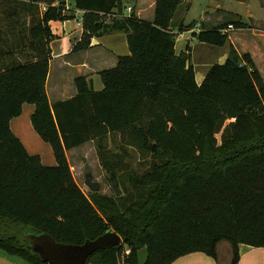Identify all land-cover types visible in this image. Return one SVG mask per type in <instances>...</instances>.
Wrapping results in <instances>:
<instances>
[{"label": "trees", "instance_id": "trees-1", "mask_svg": "<svg viewBox=\"0 0 264 264\" xmlns=\"http://www.w3.org/2000/svg\"><path fill=\"white\" fill-rule=\"evenodd\" d=\"M69 4L84 12L76 52L87 50L94 37L124 33L130 55L99 74L103 90L80 77L77 95L51 106L46 83L56 37L50 24L74 18ZM181 5L156 0L149 22L126 16L124 0H3L0 251L49 264L27 235L84 245L108 231L122 243L96 252L87 264H138L143 248L147 264H173L196 253L220 264L224 244L230 264H238L241 245L264 248V79L225 32L249 26L235 16L192 33L200 44L229 47L225 63L212 65L198 84L190 46L176 52L174 28L193 31L199 24L174 21ZM25 104L35 107L31 123L52 148L54 167L30 155L10 128ZM118 135L126 155L129 148L151 158L148 171L118 173L122 158L108 149ZM90 142L113 195L88 196L75 181L67 153Z\"/></svg>", "mask_w": 264, "mask_h": 264}, {"label": "crops", "instance_id": "crops-1", "mask_svg": "<svg viewBox=\"0 0 264 264\" xmlns=\"http://www.w3.org/2000/svg\"><path fill=\"white\" fill-rule=\"evenodd\" d=\"M124 4L126 7L124 14L126 16L134 14L141 20L149 22L154 20L156 0H124ZM68 7L71 11H74V18L72 20L52 22L50 24L52 33L56 37L50 44L52 59L46 83V92L51 106L74 98L77 95L75 80L80 77L86 78L92 84L95 91L103 90V83L100 86H95L97 84L96 79L101 78L99 74L115 68L119 57L130 55L127 35L124 33H110L102 37H94L87 50L76 52L75 47L82 41L84 34V12L74 10L71 4ZM217 9L221 10L218 7ZM229 31L226 30V33ZM191 32L193 33L194 30ZM196 32H200V29ZM190 48L192 49L191 46ZM247 53H251L253 58V52L248 49ZM34 111L35 107L33 105L25 104L21 116L11 120L10 128L30 155L39 156L45 166H55L57 162L52 148L38 136L32 126L31 116ZM87 145L88 143L67 153L70 166L69 154ZM39 151L44 153L45 158H43V155ZM44 161L47 162L45 163ZM239 252L240 261L238 264H264V248H252L241 245ZM230 262L231 250L228 245L224 244L220 247V264H230ZM0 264L28 263L18 257L9 256L0 251ZM173 264L218 263L202 253H196L179 258Z\"/></svg>", "mask_w": 264, "mask_h": 264}, {"label": "rangeland", "instance_id": "rangeland-1", "mask_svg": "<svg viewBox=\"0 0 264 264\" xmlns=\"http://www.w3.org/2000/svg\"><path fill=\"white\" fill-rule=\"evenodd\" d=\"M217 7L221 10H218ZM4 9L3 0H0V32L5 31L7 27ZM235 16H240L249 27L240 30L231 29L228 32L230 42L240 54H247L248 49L253 52L255 64L264 78V0H182V5L178 9L174 21L178 24L184 22L185 25L198 22V26L194 29L196 32L202 28L201 24L210 29ZM174 33L176 34V52L178 54L185 51L189 44L192 47V49L190 48L191 64L195 68L198 84L202 83L212 65L225 63L229 47L217 48L200 44L196 39H193L191 31L180 32L178 26L174 28ZM5 38L7 37L2 35L0 40H5ZM250 55L252 54L250 53ZM20 60L23 61L24 58L20 57ZM96 83L95 86H100L101 78L96 79ZM217 137L220 140V135ZM122 146L119 135L108 142V149L111 153L122 158V160H118L124 167L119 169L120 175L129 171L143 174L149 170L151 158L148 155L142 159L135 150L129 148H127L126 155ZM39 152L45 158L44 153ZM69 159L75 181L86 195L89 196L92 193L86 186L88 174H92L93 181L99 183L100 194L113 195L111 185L108 183V175L99 160L93 142L69 154Z\"/></svg>", "mask_w": 264, "mask_h": 264}, {"label": "water", "instance_id": "water-1", "mask_svg": "<svg viewBox=\"0 0 264 264\" xmlns=\"http://www.w3.org/2000/svg\"><path fill=\"white\" fill-rule=\"evenodd\" d=\"M86 186L93 193L100 192V185L93 181L92 174L86 176ZM26 241L33 251L49 264H87L96 252L114 248L122 243L121 237L113 231H108L95 241L86 242L84 245H63L46 234H29ZM148 259V248L137 252L138 264H147Z\"/></svg>", "mask_w": 264, "mask_h": 264}, {"label": "built area", "instance_id": "built-area-1", "mask_svg": "<svg viewBox=\"0 0 264 264\" xmlns=\"http://www.w3.org/2000/svg\"><path fill=\"white\" fill-rule=\"evenodd\" d=\"M231 29H233L232 26H230L228 30H231ZM125 255H127V256L130 255V250H126ZM122 263H123V262H122Z\"/></svg>", "mask_w": 264, "mask_h": 264}]
</instances>
